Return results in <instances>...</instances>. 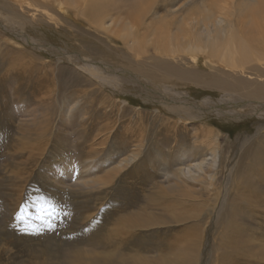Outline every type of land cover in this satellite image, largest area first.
Segmentation results:
<instances>
[{
	"label": "rangeland",
	"instance_id": "1",
	"mask_svg": "<svg viewBox=\"0 0 264 264\" xmlns=\"http://www.w3.org/2000/svg\"><path fill=\"white\" fill-rule=\"evenodd\" d=\"M132 1L138 3L137 0L130 2L127 0L116 4H131ZM205 1L208 0H148L145 4H155L160 7L169 4V8L162 10L161 14L167 15L168 11H171L173 16L169 19L174 18L177 23L179 21L185 23V19L188 20L193 16H190L191 6ZM7 5L9 4H0V16L7 20L3 22L0 18V81L3 78L0 82V264H76L78 255H82L83 260L84 253L96 254V258L100 259L102 250L89 246L85 242L84 234L88 233L94 224L96 228L104 225L107 217H109L108 222H111L110 214H113L111 210L116 209L124 218L119 222L118 216L113 217L116 219L115 225L114 222L110 225L115 227V231L121 229L122 220L132 219L138 222L132 240L129 236L130 241L126 240L121 244L120 238L112 235L116 244L111 251L119 257L120 264L124 262L127 264H222L223 245H226L228 239L234 242L244 238L241 240L242 244L244 243L246 247L249 244V248L253 246L252 251L264 246L262 243L264 242V203L259 207L255 205L254 209L251 205L248 209L245 208L251 203L250 200L259 198L264 202V186L258 188L256 182V172L261 169L255 167L249 155H245L250 145L259 137L257 136L258 118L249 115L236 119L228 118L206 108L205 120L200 119L196 123L185 125V131L190 134H193L198 127L211 129L218 139V164L212 169L209 166L211 160H205L203 156L197 159L196 154H193L198 149L194 139L174 142L172 145L175 151L170 150L162 154L168 159L166 162L161 158V161L155 163L147 161L146 158L150 153L147 148H141L135 163L142 162L147 167L139 170L138 175H148V177L137 179L150 183L140 186L144 190L143 196L146 194V198L150 201L147 206L150 209H147L143 196L137 191L136 219L133 216L128 218L124 209L119 211L118 207L112 205L114 202L124 203L126 185L123 183V186L116 190L118 185H115V179L105 185L106 183L101 179L104 173L98 165L102 159L106 160L105 156L110 159L117 157L116 154L120 152L131 151V141L125 136L130 135V132L147 131L154 122L151 121L154 111L166 109L162 103L157 102L158 99L153 100L149 97L150 95L153 97L152 94L144 92L141 85L133 82L134 79L130 78L126 71L128 69L131 72L130 69L140 65L143 67V64L148 66L153 62L147 59L143 63L135 61L136 59L122 44L123 39L118 37L117 42L112 43L110 37L107 38L103 33H95L82 23V17V20H78L74 16H66L65 11L60 8L47 9L50 12L48 15H43L45 9L37 4H29L27 7L26 4H23L25 7L11 4L13 7H9L10 13L12 10L17 18H21L19 22L22 21L24 31L17 27L9 30L11 17ZM116 17L118 22L110 26L113 31H117L115 35L119 34L122 25L129 21L125 15ZM82 49L89 57L87 60L79 52ZM206 59L203 54H198L197 57L190 56L187 60L180 58L174 63L183 68L209 72ZM28 60L30 63H24ZM101 60L103 62L106 60L109 65L97 62ZM80 61L84 64L93 61L89 63L97 69H109L112 71L108 76L109 80L108 77H98L99 73H96L97 76L94 74L90 76V70L89 73L82 74L81 68L87 69V65L83 64L81 67ZM196 61L199 66L194 68L192 63ZM25 64L27 66L23 67ZM31 65L35 67L33 71L28 69ZM255 65L259 66L255 63L249 67ZM68 69L75 71L77 69L82 83L72 86L71 89L60 88L59 73ZM103 79L104 82H101ZM182 91L190 92L191 98L195 101L207 99L219 105L217 101L222 100L221 95L214 94V90L190 87L183 88ZM124 101L127 105H124ZM242 105L238 109L246 110L247 106ZM72 106L74 107L70 113L66 108ZM164 118L170 117L165 115ZM159 124L160 127L165 126L166 122L162 123L160 120ZM46 127L48 135L43 137ZM183 132L179 134L185 136ZM27 133L32 137L29 141L33 145L32 152L21 150L20 143L21 141L26 143L24 139ZM245 133L249 135V139L237 146L235 139ZM125 140L130 141V144L124 142ZM182 147L190 150L188 155L177 150ZM183 157H185L184 163L178 161ZM124 158V156L120 157L113 162V165L118 167L119 162ZM74 160L80 168L85 167V163L90 164L89 170L93 167L95 171L90 170L92 177L87 178L90 173L86 170L80 171V176L83 172L80 180L68 176L66 164L71 161V164L75 165ZM176 160L181 164L177 165ZM202 160L206 163L202 166L205 173L194 170L195 177L200 175L202 181L196 180L195 177V179L182 177L178 182L175 181L173 172L186 166H190L193 170L196 168L195 164ZM233 161L236 162V169L235 166L230 165ZM228 165L230 166L227 174L232 178V187L229 188L225 185V169ZM250 166L254 173L251 184L247 185L243 175L248 176ZM128 168H132V165L124 171ZM204 178L208 179L204 181ZM113 188L115 190H112ZM100 191L111 192L106 196ZM222 193H226V196ZM244 194L247 200H244ZM224 197L229 201L226 209L221 210L219 206ZM238 205L240 206L237 212ZM164 206H167V215L163 213ZM4 210L7 213L3 212ZM144 210L146 213L142 215ZM142 218L150 221V225L142 226V221L144 222ZM247 238L249 241L245 240ZM143 239L144 244H142ZM132 242L134 245H131ZM239 249L240 247L236 250ZM260 250L264 252V248ZM229 251V249L225 250L226 253ZM131 258H134V262H130ZM234 263L243 264V261L237 263L234 261Z\"/></svg>",
	"mask_w": 264,
	"mask_h": 264
},
{
	"label": "bare ground",
	"instance_id": "2",
	"mask_svg": "<svg viewBox=\"0 0 264 264\" xmlns=\"http://www.w3.org/2000/svg\"><path fill=\"white\" fill-rule=\"evenodd\" d=\"M11 1L14 2L15 4H20L21 6L23 4L24 5L26 4V7L29 4H37L41 8L45 9L43 15L44 14L48 15V12L50 11L47 9H51V10H56V8L63 9L65 11L66 16L68 15L74 16L78 20L83 19L82 23H85L89 29H91L95 33H103L107 36V38L110 37L109 38L110 42L116 43L118 37L123 39V40L120 39L121 41H123V43L122 42L121 43L125 46L128 53H130L131 56L136 59L135 61L143 63L147 59L153 62L148 66H145L143 64V67L140 65L133 69L129 68L131 72L126 68L127 69L126 71L130 75V78L134 79L133 82H135L138 85H141V89L144 92L147 91L149 94L153 95V97L151 95L150 96L148 95L149 97H151L153 100L158 99L157 102L162 103L163 106L166 107V109L165 110L160 109L154 111V115L151 117V121L154 120V122L151 125L150 129H148L147 131L143 133L130 132V135L125 136L128 137L127 139L131 141V146H130L131 147L130 149H132L131 151L126 150L124 152H120L119 150H117L120 152L118 153L119 156L118 154H116L117 157L115 158L111 157L110 159H108V157L105 156L104 158L106 160L103 161L102 159L100 165H98L99 169L101 168L100 170L102 171V173H104V175H102V173L100 175H102L101 179L103 183H106L105 185L112 183L114 179L116 183L115 185H118L116 190H118L119 187L123 186V183L126 185L125 187L126 198L124 203L121 204L119 202L118 203L114 202V204H112L116 208L118 207L119 211L121 209H124V212H126L127 214L126 217L132 218L133 216L136 219L135 210H137L138 203H136L135 200L137 199L138 201L137 191H139L141 196H143L144 190L141 189L140 186L142 184L144 185L150 184L149 182L146 181L145 182L138 181V179H145L146 177H148V175L145 176L138 175L140 173L139 170H143L144 168L147 167H145L142 164V162L135 163L138 156L141 153L140 151L141 148H147V151H149L150 153L146 158L147 161L155 163V161H161L162 159L163 162H166L168 159H166L165 155L162 154H166L167 153L166 151L174 150L172 145L174 144V142L176 143L178 141L194 139L198 145V149H196L193 153L196 154L195 157L199 159L201 156H203L205 160H211L212 162L209 165L211 169L217 166L218 164L217 159L219 157V153H217L218 139L214 135L213 131L211 129L209 130L206 129L205 127L203 128L198 127V129H196L193 134H190L188 131H185L186 129L185 125L196 123L200 119L205 120L207 118L205 112L206 108L211 110V112H216L218 115H224L225 117L228 118L234 117L236 119L237 117L240 116L245 117V115L258 118L257 136L259 137L258 139H256V141H254V143L250 145V148L247 152H245V155H249V159L252 160V162L255 164V167L261 169V171L256 172L257 187L261 188L262 186H264V105L261 106L257 104V103L264 104V0H208L203 2L202 4L191 6L192 9H190V16L191 15L193 16L188 18V20L185 19V23H183V21H179L177 23L174 21V18L169 19L170 17L173 16L171 11H168L167 15L161 14V12H163L162 10H166L169 8L168 6L169 4L168 5L164 4L161 7L155 6V4H145L148 0H137L138 3L132 1L131 4H116V2L119 1L126 2L127 0L126 1L125 0H11ZM130 1L131 0H129V2ZM12 2H10L9 0H0V4H9L7 5L8 9L9 7L10 8L13 7V5L11 4L14 3ZM122 8H124L125 10L124 9L122 10ZM9 15L11 18L9 19L10 24L8 25V29L11 30L13 27H17L18 29L24 31V25L23 23H21L22 21L19 22L21 18L19 16H18L19 18H17V16L14 13H12V10L10 13V9H9ZM123 15H125L126 16L125 18L129 19V21L124 23L121 27L120 33L115 35L117 31L116 30L113 31V28H111L110 26L111 24L118 22L116 21L117 18L116 16H119L118 18H120ZM0 18L1 20H3V22L7 21L2 16H0ZM49 19L51 20L52 18ZM191 19L194 20L192 21ZM79 52L81 55L84 56L86 60L89 58L87 57V53L85 54V51L83 49ZM198 54H203L205 58H207L205 60V63L207 66H209V68H207L210 70L209 72L198 71L192 68H183L182 66L174 63V61L180 58L181 60L182 59L187 60L190 58V56L197 57ZM102 60L97 62H100L104 65H109L106 62V60L104 62ZM89 62H93V61H87L85 64L83 61H80L81 67L83 66V64L84 66L87 65V69L80 67L81 68L80 72L82 74L90 70V74H89L90 76H92L93 74L95 76L96 73H99L98 77L100 76V78L102 77L106 78L112 72L109 69H104V68L97 69L93 64ZM24 63L27 64L30 62L28 60V62H24ZM255 63L259 64V66L255 65L253 67H249V65ZM26 64L23 67H26L27 66ZM192 64L194 68H197L199 66L197 61ZM89 66H91L92 68L88 69ZM31 67L28 66V69L30 71H33L35 67L32 65ZM132 70H135L139 73H135ZM78 72L79 71L77 69L76 71L72 69L60 71L59 73L60 76L58 79L60 88L64 87V89H66L67 87H69L71 89L72 86L81 84L82 79L79 78L80 75H78ZM107 72L108 75H106ZM9 73L12 74V72ZM9 73H7V75H10ZM217 73L220 75H217ZM82 76L84 78L86 77L85 75ZM2 80L3 78H1L0 82H2ZM101 82H104V79ZM117 82L118 81H116V83ZM190 87L214 90L215 91L214 94L218 93L222 97V100L217 101L218 103H220L219 104L220 106L215 104V102L212 100L209 101L206 99L204 101H195L193 98H191L190 92L186 93L185 91H182L183 88L186 89ZM144 88H146V90ZM147 88H149V90H147ZM242 104L247 106L246 110L238 109V107L243 106ZM124 105H127L125 101H124ZM226 106H228V108H226ZM246 106L244 107L246 108ZM73 107L74 106L66 108V110L67 111L69 110L71 113ZM231 108L232 110H230ZM165 115H168L170 118L168 119L164 118ZM160 120L162 121V123L166 122L165 126L160 127L159 124ZM47 127L43 132V137L44 136L46 137L48 135L47 134L48 130H46ZM181 131H184L183 133H185L184 134L185 136L179 134ZM35 132L38 133L37 131ZM29 135L30 133L25 136L24 140L26 143L21 141L20 145L22 144L21 150L27 152L30 150V152H32L31 147H33V145L29 142L30 140H32V137H29ZM39 136L41 137L42 135ZM90 138L91 137H89V139ZM246 139H249V135H247L246 133L239 135V137L235 139V143L238 146V144H242L243 142H245ZM128 140H125L124 142L130 144V141ZM121 141L120 144L123 142ZM193 146L194 145H192V147ZM107 149L105 148V150ZM177 150L179 152H183V154L185 155H188V151H190L188 148L185 147L177 148ZM122 156H124L125 158L119 162L118 167L114 166L113 162H115ZM183 158H179L178 161L182 163L185 160V157ZM205 160H202V162L200 163H196L195 164L196 168L193 170L190 166H186L184 167V169H180L179 171L177 170L176 172H173L172 173L173 178L175 179V181L178 182L179 180H181L182 177L184 178L189 177L191 179L194 178L196 176L195 175L196 171L194 170H198L200 172L205 173V171L202 168L203 164L204 165L206 164ZM178 161L176 160V162L178 163L177 165H180L181 163H179ZM222 163H220V165ZM74 164L75 165H72L71 161L68 164H66V168L68 169L67 171H69L66 174L68 176H72L71 178L75 180L81 179L83 172L81 173L80 176V171L82 170L89 171V173L90 170L94 171L93 167H91V169L89 170L90 164L86 165L85 163L84 165L85 167H81V168L79 167V165L77 166L76 160H74ZM130 165H132V168L130 169L128 168V170L124 171V169H126ZM230 165H232V167L235 166V169L237 167L235 161H233ZM230 165L226 167L225 169L226 175L224 174L225 185L227 188L232 187V178L229 177L227 174L228 167ZM253 173L254 170L250 166L248 168V176L245 177V174L243 175L244 182L247 185L251 184ZM91 177L92 174L90 173L87 178H91ZM195 178L196 180L202 181L200 175H198ZM207 179L208 178H204L203 180L206 181ZM177 182L176 185L180 187V185ZM131 185L134 186V188ZM112 190H115V188H113ZM14 192H18V191H14ZM100 192L106 195L108 193L110 194L111 191L110 192L100 191ZM222 195L226 196V193L225 194L222 193ZM146 197L147 196L145 194V196H143V199H144V203L146 202L145 206L147 207L150 204V201ZM245 199L247 200L244 194V200ZM218 201H220V199ZM228 201L229 200L228 198L226 199V197L222 199V202L219 206L221 207V210L226 209L228 205ZM250 202L251 203H249L245 207L246 209L249 208V205H251L254 209L255 205L256 207H259L264 203L259 198L256 200H250ZM232 203L233 200L231 201V204ZM164 204L167 203L164 202ZM109 206L111 205H108V207ZM167 206L163 207V213L166 215L168 214ZM239 206L240 205L237 206V212ZM140 208L141 207L139 206L138 209ZM147 209L150 208L147 207ZM111 211L113 212V214H110V216H112L111 218L112 220H114V221L111 220V222H114L113 223L114 225L116 219L115 218L113 219V217L118 216L117 221L119 220V222L122 218H124L123 215L121 216L120 212H117V209L115 211L113 210ZM3 212H5V210ZM145 213L146 210H144L142 215ZM141 217L139 219H141ZM108 219L109 217L106 218L107 222L104 221L105 222L104 225L100 226L99 228L94 227L96 225L94 224V226L90 227L88 233L84 234L86 235L84 236L85 242L88 243L89 246L98 247L102 250L103 253L102 257L98 259L96 258V254L89 255V253L87 254L84 253L83 260L81 259L82 255L81 256L78 255L77 260L80 263H77L78 261H76V264H82L84 261L86 262V264L88 263L120 264L119 257H117L116 254L113 253V251H111V249L115 247L116 244L114 242V239L116 237L120 238V241L122 242L121 244H123L126 240H129V236L132 240L133 234L134 232H136L138 222L136 223L132 219H130L129 221H127L128 219H126V221L122 220L121 229L119 231H115L114 229L115 227L113 228L110 225L111 222H108ZM142 219L144 220V222L142 221L141 224L142 226L146 225L147 227L148 225H150V221H148L146 218H142ZM79 221L80 220H78V222ZM243 239L244 238H242L241 240ZM241 240L231 242L232 239L230 241L228 239L227 240L229 241L228 243L226 240H224L226 241V245H223L224 252L221 256L222 264H226L227 262L229 264L231 263L235 264L234 261L237 263L240 260L241 262L243 261V264H264V252H262L263 250H260L263 249L264 246L261 244L262 245L261 248L260 246L258 248L255 247L256 251H252V249L254 250L253 246L252 248H249L250 245L248 244V246L246 247L244 243L242 244L243 241ZM245 240L249 241L248 238ZM144 243L145 241L143 239L142 244ZM131 245H134V242H132ZM239 247L240 249L237 251L236 249H238ZM226 249H229L230 251L226 253L225 252ZM25 250L26 249H24V251ZM246 253H247V257H245ZM133 259L131 258L130 262H134ZM122 264H127V262H124Z\"/></svg>",
	"mask_w": 264,
	"mask_h": 264
}]
</instances>
